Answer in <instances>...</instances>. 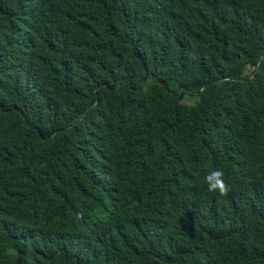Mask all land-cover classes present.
<instances>
[{"label":"trees","instance_id":"16d2710c","mask_svg":"<svg viewBox=\"0 0 264 264\" xmlns=\"http://www.w3.org/2000/svg\"><path fill=\"white\" fill-rule=\"evenodd\" d=\"M263 53L264 0H0V264H264Z\"/></svg>","mask_w":264,"mask_h":264},{"label":"clouds","instance_id":"9594fccd","mask_svg":"<svg viewBox=\"0 0 264 264\" xmlns=\"http://www.w3.org/2000/svg\"><path fill=\"white\" fill-rule=\"evenodd\" d=\"M224 172L222 170H212L205 177L208 191L211 193H218L225 196L229 193L230 187L224 180Z\"/></svg>","mask_w":264,"mask_h":264},{"label":"rangeland","instance_id":"374dc122","mask_svg":"<svg viewBox=\"0 0 264 264\" xmlns=\"http://www.w3.org/2000/svg\"><path fill=\"white\" fill-rule=\"evenodd\" d=\"M185 102H193V99L189 98V97H186L185 98Z\"/></svg>","mask_w":264,"mask_h":264},{"label":"water","instance_id":"95a60500","mask_svg":"<svg viewBox=\"0 0 264 264\" xmlns=\"http://www.w3.org/2000/svg\"><path fill=\"white\" fill-rule=\"evenodd\" d=\"M263 57H264V53H263L262 56L260 57V60H259V61H261V60L263 59Z\"/></svg>","mask_w":264,"mask_h":264}]
</instances>
